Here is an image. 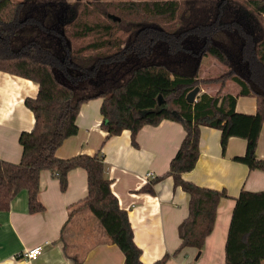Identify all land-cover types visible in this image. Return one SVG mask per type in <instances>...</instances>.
Listing matches in <instances>:
<instances>
[{
	"label": "trees",
	"instance_id": "trees-1",
	"mask_svg": "<svg viewBox=\"0 0 264 264\" xmlns=\"http://www.w3.org/2000/svg\"><path fill=\"white\" fill-rule=\"evenodd\" d=\"M100 1L0 0V70L37 84L36 95L24 98L34 124L18 136L20 160L0 159V211L8 210L22 189L27 191L28 211H43L37 198L41 170L52 171L64 191L68 171L83 168L87 194L70 207V214L88 209L109 242L122 251L123 264H142L127 212L105 174L102 153L67 158L55 154L65 138L77 133L80 105L101 98L100 125L107 136L128 129L136 145L143 125L170 119L183 126L184 136L166 173L139 191L153 193L155 182L172 177L174 186L188 194L174 254L186 247L200 253L218 203L227 196L224 189L182 177L198 158L200 127L220 130L222 152L229 137L245 139L244 154L234 160L264 171V158L255 155L264 120V0H117L120 14L137 18L125 21L112 19L113 13L94 15ZM207 55L226 67L224 73L199 75ZM227 81L236 85L234 93L223 91ZM201 83L219 87L189 102L187 94ZM238 96L254 97L255 112L236 111ZM168 257L152 264H164ZM224 264H264V188L241 189L235 198Z\"/></svg>",
	"mask_w": 264,
	"mask_h": 264
},
{
	"label": "crops",
	"instance_id": "crops-1",
	"mask_svg": "<svg viewBox=\"0 0 264 264\" xmlns=\"http://www.w3.org/2000/svg\"><path fill=\"white\" fill-rule=\"evenodd\" d=\"M203 65V59H202ZM236 90V89H235ZM200 92L211 93L200 87ZM235 91H233L234 93ZM37 84L30 79L0 70V159L18 162L21 131L33 127L34 116L24 104L25 97H34ZM101 98L80 105L75 135L65 138L55 151L67 158L78 153L103 155L105 174L111 180V190L124 208L133 231V240L141 249L142 264H152L168 254L164 264H224V247L235 198L241 189L256 191L264 188V171L249 169L234 160L243 155L246 141L238 136L227 140L221 151L220 130L201 126L199 154L194 167L182 174L183 179L202 187L227 193L220 199L212 231L205 238L197 257L194 248L179 246L177 226L187 215L188 194L174 186L170 175L153 184V193L139 191L144 184L164 175L171 158L184 136L183 126L163 119L157 125H143L132 144L130 130L107 136L101 127ZM235 110L254 113L256 100L238 96ZM255 155L264 158V120ZM87 194V175L83 168L68 171L67 186L59 188L52 171L43 169L39 177L37 198L44 206L40 212H29L27 191L20 190L10 201L9 209L0 211V264H123L122 251L108 237L88 209L70 214L69 209ZM41 246V253L27 259L24 251Z\"/></svg>",
	"mask_w": 264,
	"mask_h": 264
},
{
	"label": "rangeland",
	"instance_id": "rangeland-1",
	"mask_svg": "<svg viewBox=\"0 0 264 264\" xmlns=\"http://www.w3.org/2000/svg\"><path fill=\"white\" fill-rule=\"evenodd\" d=\"M116 3H117V0H101L97 5V10L94 11V15L102 17L103 15L105 16L107 13H113L114 15L119 16L121 19H123V21L126 20V17H129L131 19L134 18L133 16H128V15L124 16L120 14L116 10V7H115ZM88 6L91 7V4H88ZM134 19L136 20L137 18H134ZM156 20L159 21L160 23H164V21L161 19H156ZM176 24H178V22H176ZM87 40H89V38L84 39V42ZM225 70H226V67L224 65L217 62L211 56L207 55L203 58V65L199 72V75L201 77H208V78L217 77L221 75L222 73H224ZM199 87L208 88L211 91V93H214L216 89L219 87V84L201 83ZM235 89H236V85H234L233 82L231 81L225 82L223 91L233 92L235 91ZM190 263L193 264L194 260L190 261Z\"/></svg>",
	"mask_w": 264,
	"mask_h": 264
},
{
	"label": "water",
	"instance_id": "water-1",
	"mask_svg": "<svg viewBox=\"0 0 264 264\" xmlns=\"http://www.w3.org/2000/svg\"><path fill=\"white\" fill-rule=\"evenodd\" d=\"M110 17L114 20H119V17L117 16H113V15H110ZM200 90V87L199 86H195L191 91H189V93L187 94L186 98L189 102H193L195 101V97L196 95L198 94ZM161 103V101L159 102ZM200 253H197L196 256H195V259H197V257L199 256Z\"/></svg>",
	"mask_w": 264,
	"mask_h": 264
},
{
	"label": "built area",
	"instance_id": "built-area-1",
	"mask_svg": "<svg viewBox=\"0 0 264 264\" xmlns=\"http://www.w3.org/2000/svg\"><path fill=\"white\" fill-rule=\"evenodd\" d=\"M41 253V246H34L30 249H27L26 251H24V255L27 259H34L36 258L39 254ZM191 264V263H188Z\"/></svg>",
	"mask_w": 264,
	"mask_h": 264
}]
</instances>
